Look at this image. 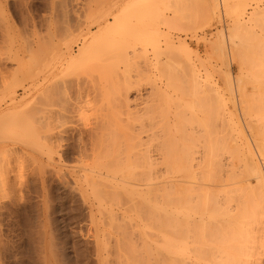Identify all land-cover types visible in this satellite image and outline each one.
<instances>
[{
    "label": "rangeland",
    "instance_id": "374dc122",
    "mask_svg": "<svg viewBox=\"0 0 264 264\" xmlns=\"http://www.w3.org/2000/svg\"><path fill=\"white\" fill-rule=\"evenodd\" d=\"M182 1H185V4H182ZM182 1L139 0L138 9L133 10L135 7L131 8L130 0H0V110H3L0 114L7 109L13 111L8 113V118L4 117L0 124V146L9 145L13 148V151H4L0 148V264H160L161 258L165 260L168 256L171 257L168 252L160 248L161 242L165 241L162 238L169 239L168 236L159 233L158 229L155 230L158 225L150 227L156 225L157 218L154 219L155 224L149 222V226L150 213H147L148 219L146 218L147 222H145L146 214L139 215L140 213L137 212L142 216L141 220H145L141 223L136 212L131 214L133 210L132 212L130 208L128 210V203L133 199L124 192L130 189H123L126 186L122 181L127 179L125 177L127 172L113 173V170H110L111 166L114 168L116 165L107 163L108 166L111 165L109 172L118 176L114 175L116 178L105 181V179L93 178L91 170L100 169L94 162H97L99 157L106 159L108 154L105 161L108 162L115 156L121 155L123 148L124 152L130 147L133 152L138 151L137 155L148 149V153L144 154H150L155 159L160 155L158 152L161 153L162 146L165 150L171 148L174 150L172 145L175 148L181 145L177 150H184L185 147L191 146L192 142H196V148L198 147L196 150L200 152L196 156H202L203 148L211 139L210 136L207 138L211 130H205L213 127L215 132L218 131V125L216 126L213 120H217L216 109L219 102L217 97L225 102L227 100L231 110L236 107V114L244 125L248 139L251 140L250 131L246 127L247 119L242 113L239 100L238 77L241 76V71L232 53V42H230L232 22L224 13V4L223 8L221 6L219 19L214 17L212 20L207 17L210 0ZM205 2H208V7L207 4L204 5ZM258 2L261 8H264V0ZM166 3L169 4V8ZM192 6H195V9ZM254 7L253 1L247 4L246 21L248 16L251 17ZM150 10H153L152 13ZM130 13L140 17L144 14L143 18L146 17V21L149 19V22H152L150 24L156 26L161 35L170 36L175 44L179 45L180 41H185L191 48L192 60L188 61L189 58L174 49L170 56L167 52H171L170 49L166 50L165 47L167 42L161 37V54L139 40L134 42L128 52H120L117 46V49L113 47L112 52V49L108 50L112 47L104 43L108 47L105 48L106 51L104 46L100 47L98 44L100 48L98 46L94 48L98 51L92 52L91 55H87L88 57L85 56L84 61H80L81 64L68 65L67 57L76 56L75 54H78L84 44L88 43L91 37L99 34L102 28L110 25L109 23L113 24L116 18H121L123 22V17H128ZM156 14L157 17H162V21H171L170 24L156 23ZM181 15H184V18ZM131 16L126 21H129ZM121 19L118 21L120 22ZM122 24L119 23L121 26L115 27H122L119 30L125 32L127 28L123 27L125 23ZM167 25L171 27L168 28ZM173 26L176 27L173 29ZM116 28L115 32H118L116 36L121 35L122 33ZM103 38L105 39V36ZM104 39L102 41L106 42ZM109 51L113 56L108 53ZM220 51H225L224 53L228 55L227 61H224L225 54ZM220 54L221 57L223 56L222 59ZM159 61L161 63L157 64ZM112 63L116 65L114 68L111 67ZM104 67L110 68L106 74L103 73ZM190 67L196 68H193L192 72L196 71L204 93L207 91L206 96H201V99L191 96ZM36 75L41 79L47 77V82L37 84ZM250 87L248 86V89H251ZM209 93L212 97L207 96L210 95ZM194 98H197L196 101L199 100L196 115H193V111L186 105L187 101H194ZM210 98L216 101H214L216 109L211 107L214 102ZM235 104L236 106L232 107ZM207 105L212 108V113L209 110L205 112ZM128 111L130 114H127ZM174 111H178L179 115ZM11 114H14L13 118L10 117ZM212 115L216 118L212 119ZM196 117L200 122L198 124L193 123ZM165 122L169 125H165ZM219 122L220 120L217 124L220 125ZM220 129L219 135L211 132L212 137L217 136L211 140V144L215 143L214 146H217L218 138L222 137L223 130ZM198 135L201 139L197 137ZM199 140H201L200 144ZM159 141L164 145L160 147ZM156 145L161 150L155 147ZM193 145L195 147V144ZM106 151L111 153L110 157V153ZM230 155V153L222 154L224 163H229ZM160 157L162 158V155L153 160L157 162L161 160ZM100 162L103 161L100 159ZM160 162L162 163V160ZM161 163L157 166L159 171L156 169L159 175L165 171ZM115 168L118 171L121 169L117 166ZM108 170L104 169V171ZM144 170L138 169L137 173ZM146 171L143 173L147 179L149 177ZM143 173L140 175L142 179L140 176L137 179L136 176L134 177L135 183L132 179L131 182L135 185H131L130 188L135 189L138 185L136 190L139 188L138 190L143 191L155 186L156 181L151 180L152 178H149L151 181L146 180ZM174 175H170L169 178L166 176L165 182L167 180L171 182L162 184L168 187L164 192L169 190L171 183L177 185L175 182L178 179L176 180ZM84 176L88 178L85 179ZM251 182L255 183V180L251 179ZM99 190L104 191L103 194L101 191L104 197L100 195L98 199L96 191ZM112 191L117 192L112 193ZM133 198L135 203L141 200L135 199L134 196ZM153 214L157 215L151 213L153 218ZM158 214L161 219L166 218L165 214H161L162 216L159 212ZM195 219L199 221L197 215ZM263 226H257L256 230L259 231V227ZM261 230H264V227ZM253 232L257 236L252 234L256 238H254L255 243L261 234L257 242L259 245L261 241V245V239L264 238L260 237H264V231L263 233L256 231L258 235ZM128 240L135 246L136 251ZM128 245L132 246V250ZM147 247L148 251L151 249L149 254ZM262 251L264 252L263 248L259 255L264 260ZM131 256L135 258L132 260Z\"/></svg>",
    "mask_w": 264,
    "mask_h": 264
},
{
    "label": "bare ground",
    "instance_id": "6f19581e",
    "mask_svg": "<svg viewBox=\"0 0 264 264\" xmlns=\"http://www.w3.org/2000/svg\"><path fill=\"white\" fill-rule=\"evenodd\" d=\"M138 1L139 0H130V4L132 6L131 8L135 7V8H133V10L137 8ZM140 1H142V0H140ZM144 1H148V0H143V2ZM252 1L255 2V7L252 10L253 13H251V17L248 16L247 17L248 20L246 21L245 15H246L247 10H248L246 7H247V4L249 2H252ZM143 2H141V3H143ZM182 2H183L182 4H185L184 3L185 1H182ZM209 3H210L209 7H208V2L207 3L205 2V4H204V5L207 4V7H208V12L210 15V16L209 15L207 16L208 18L210 17L213 20L214 17H218L217 19H219V14H221L220 9L223 8V4H224V10H225L224 13H226L228 18H230L229 20H231V22H232V24H230L232 26V28L229 26L231 28V30H230L231 35L229 34L231 37L230 42H232V45H231L232 49H233L232 53L234 55V56L233 55L232 56H233V58L235 57V60L238 61L240 71H241L240 72L241 76L238 77V79H239L238 91L240 93L239 100H240V104L242 106V113L245 116V118L247 119L246 127L250 131L249 133L251 136V140L248 139L249 137L246 135L247 133H245V130H244L245 128H243L244 125H242L238 114H236V112H237V111H235L236 107L231 110L230 109L231 106L230 107L228 106L227 100L225 102L224 100H222V98L220 99L219 97H217L219 99V102L217 104V109H216L214 107L216 105V103H215L216 101L210 98L211 101L212 100H213V102L215 101L213 106L211 105L212 108L214 107L216 109L217 120L213 119L214 117L216 118V116L212 115L213 116L212 119L214 120L216 126L218 125V128L217 127H215V128H217L218 131H219V128H221L220 130H223V131L221 132L222 137L221 138L219 137L220 139L218 138V140L216 142V143H218L217 146H214L215 143L213 142L211 144V142H212L211 140H212V138L214 139L217 136L212 137V135L213 134L217 135L216 133H218V131L215 132L214 131L215 129L213 127L207 126L208 130H205V131L211 130L210 132H208V133H210V135H208L207 138H209V136H210L211 139H209L210 142L208 143L207 146H205L207 144V143H205V145H204L205 148H203L204 150L202 151V156H200V157L196 156L197 154L199 155V153H200L197 151L198 147L196 148V142L195 143L192 142L193 144H195V147L192 144L193 147H191L192 145L187 146L188 148L185 147L184 150L183 149L177 150V149L181 148V145H180V147L175 148V146L172 145V143H171L174 150L172 148L170 150H165L162 146L163 143L159 141L161 143L160 147L162 146V148H161L162 150L157 145L155 147H158V149L161 150V153L158 152V155L159 154H160L159 156L162 155V158L160 157L162 160V163L160 162L161 160H159L157 162L154 161L159 156L155 155L156 156L155 159L152 156L154 159L153 160L152 157L150 156V154L149 155L144 154V153H148V151H149L148 149H146L145 150L146 152L144 151V153H143V151H141L142 149L141 150L139 149L141 151V154L137 155L138 151L133 152L130 149L131 148L130 147L129 148L130 151L127 148V150L125 149L124 152H123V149H124L123 148L122 154L121 155L118 154L119 156H115L112 160H110L112 162H110V161L105 162L106 159L108 158L107 153L109 151L108 152L106 151L107 153L105 152L107 154L106 159H103L104 157L98 158L97 157L98 155H97L96 156L98 158L97 162L96 161H94V162L97 163L96 165H97V167H100V169L98 168L99 169L98 171L91 170V173L93 174V178H97L96 180L105 179V181H106V179L116 178V177H114V175H117V174L115 173L112 175L111 174L112 172L113 173L119 172L118 174H122V173L127 172L126 173L127 176L125 174V177H127V179H125L123 181L121 180V181L126 186L124 188L123 184H122L123 189L125 190L126 188H128V189H130L129 190L130 192L128 190L127 191L125 190L124 192L126 193V195H129L130 197H132L133 200H134L133 196L135 197V199L137 198L136 196H138L141 199L140 200L139 198H137L140 200L138 202L139 204L137 203V201L135 203V202H133V200H130L132 202L128 203L129 204L128 210H129V208H130L131 212L133 210L132 213L130 212L131 214H133L135 211L136 216H139L141 214L142 215L146 214V216H144L145 220L148 217L149 213L150 214L153 212L156 213L158 216L157 215L155 216V214H153L154 218L152 217V215L149 214V217L151 216V220H149L148 223L150 222L151 224H155V222H156L155 220L157 218L156 225L150 226V223H149V226L150 227H156L158 225L155 228V230L158 229L159 233L166 234L169 238V239L162 238L163 235H161V238L165 239V241H164V243L160 241L162 244L159 243V244H161V246L160 245L159 246H160V248H163L165 250V252H168L171 256L170 258H168L169 257L168 256L167 259L165 258V260L163 258H161L162 260H160V261L162 262V264H264V260L259 255L262 248L264 249V244H263L264 239H261L262 244L260 245V243H261V241H260V243H259L260 246L257 245V242L260 240L259 236L261 234H259L258 239L256 240V243H255L254 242L255 241L254 240L255 234L253 232V231H255V232L257 231L258 233L259 232L263 233V231H264V230H261L264 226L259 227L260 228L259 231L256 230V229H258L257 226L264 225V8H261L258 0H210ZM168 5L166 3V6H168ZM221 6H222V8H221ZM154 8H156V7H154ZM168 8H169V6H168ZM193 8L195 9V6ZM205 8L206 7L204 6V9ZM248 8H250V7H248ZM206 10H204V11H206ZM152 11H151V13H152ZM154 11L156 12L155 9H154ZM202 11H203V8H202ZM196 12H197V10H196ZM208 12L206 11V13H208ZM131 13H133V12H131ZM130 14L128 17H130L131 15L132 16H131V18H129V21H126L128 17H125L123 15L125 17V18L123 17V19L125 21L123 20V22H122V19L120 18L121 21L119 22L118 20H120V19L116 18L113 24L109 23L110 25H107V27L102 28L99 31V34L91 37V40L88 43L84 44V46L79 50L78 54H75L76 56L70 55L69 57H67L68 58L67 63H69L68 65L74 66V65L81 64V62L85 56L91 55L92 52L98 51L97 49H94V48H96L97 46L99 47V45H100V47L104 46L103 47L104 50H105V48H108L109 46H111L112 48L109 47L110 49L108 48V50L112 49V52H113L114 46H115L114 49L117 46L120 52L121 51L128 52L127 50L129 48H132L134 45V42L137 40H139L140 42H142L146 45L152 46L153 50L156 53L159 52L161 54L162 53V52H160V50H161L160 38L161 37H164L166 42H167V45L165 44L166 45L165 47L167 48L166 50L170 49L171 52L167 51L170 54V56H171V53H173L172 50L174 49L175 51H179L180 54H182L183 56H186L187 59L189 58L188 61L192 60L190 57L191 56L190 54H192L191 48L189 47V45L186 44L185 41H183V42L180 41L179 45L175 44L173 42V39L170 38V36L168 37V36H166V34L161 35V33L157 30L156 26H152L150 24L152 22H149L150 21L149 19H147V21H146V17L143 18V16H144L143 13H142L143 14L142 17H140L138 15L133 16V14H131V15ZM135 14L136 13L134 12V15ZM180 14H182V13H180ZM160 15H162V12ZM183 16H182V18H184ZM156 17H157V14H156ZM178 17H180V15ZM204 17H205V15H204ZM134 18H135V20H134ZM165 18L163 17V19H165ZM197 18H199V17H197ZM202 18H203V16H202ZM161 19H162V17L158 16L156 18V23L157 22L158 23L159 22L160 23L165 22V21H162ZM183 21H185V20H183ZM167 22H168V20L165 23H167ZM169 22H171V21H169ZM119 23H121V24L125 23L123 26V27L127 28L126 31L124 30L125 32H121V30H119V28L122 29V27H119V28L115 27V26H117V27L121 26V25H119ZM132 23H134V25H132ZM172 23H174V22H172ZM130 25H132L134 27H132V26L130 27ZM154 25H156V24H154ZM182 25H184V24H182ZM167 27H168V25H167ZM170 27L171 26H169L168 28H170ZM175 27L173 26L172 28L174 29ZM115 28L118 29V31L121 32L122 34L116 36V33H118V32H115L116 31ZM113 32H114V35H112ZM104 36H105V39L103 38ZM106 36H108L109 38ZM102 38L106 42L102 41L103 40ZM104 43L105 44L107 43L108 47H106V45ZM102 44H104V45H102ZM176 45H178V46H176ZM213 46H215V45H213ZM217 46H219V45H217ZM219 48H220V46H219ZM223 48L225 49V47H223ZM37 50L40 51V49H37ZM105 51L103 52L104 55H105ZM110 52L111 51H109L108 53L111 54ZM224 52H221V53H224ZM108 53H106V54H108ZM96 54H98V53H96ZM123 54L126 55V53H123ZM123 54H121V56H124ZM99 55H101V54H99ZM138 55L139 54H137V56ZM137 56H135V57H137ZM172 56H174V55H172ZM224 56L225 57L222 56L223 59H225L224 61H227L226 59H228L227 58L228 55L225 54ZM120 57H119V59H121ZM180 57H182V56H180ZM220 57H221V54H220ZM222 57H221V59H222ZM123 58H125V57H123ZM95 61H96V58H95ZM190 62H188V63H190ZM115 63H112L111 67L114 68ZM159 63H161V62L159 61L157 64H159ZM190 65H193V64H190ZM177 66H178V63H177ZM193 68L190 67L191 70L189 69L190 73H192V74H190V75H192L191 76L192 78L190 80L192 82V85L190 87L192 90L191 96L192 97L194 96V97H197L198 99H201V96H206L207 91L204 93V90L201 87L200 79L198 80V78L196 76L197 75L196 71L193 70V72H192ZM100 69H99V71H100ZM194 69H196V68H194ZM108 70L110 71V68L106 67L105 71H103V73L106 74ZM174 70H175V68H174ZM175 71L177 72V70H175ZM175 71H174V73H175ZM101 72L102 71H100V73ZM166 72H168V71H166ZM104 76H106V75H104ZM181 76H183V75H181ZM173 78L171 80H173ZM47 80H48L47 77H44L41 79V77L39 75L35 76V81L37 82V84L38 83L42 84V82L43 83L47 82ZM229 81H230V79H229ZM248 86H251L250 87L251 89H248ZM205 87H206V84H205ZM52 88H54V87L52 86ZM180 89H182V88H180ZM187 90H189V89H187ZM227 90H229V89H227ZM230 91H231V89H230ZM185 92H188V91H185ZM226 92H228V91H226ZM186 96H188V95H186ZM207 96L210 97L211 94L207 95ZM217 96H219V95H217ZM161 98H162V95H161ZM197 98H194L195 99L194 101L191 100L190 102H188V101L186 102L187 103L186 105L188 106V108H190L193 111V115H196V111H197L196 106L199 105L198 104L199 100L196 101ZM227 98H230V97H227ZM203 99H204V97H203ZM13 101H14V99H13ZM229 102H232V101H229ZM234 103H235V100H234ZM13 105H15V104H13ZM127 105H128V103H127ZM208 106H209V109H208ZM234 106H236V104L233 105L232 107H234ZM146 108H148V107H146ZM212 108H210V105H207L205 112L206 111L208 112V110H209V112L211 111V113H212L213 112ZM0 111H3V110H0ZM7 111H8V109H7ZM7 111L0 114V124H1L4 117H7V118L9 117L8 113L9 112L11 113L12 109L8 112ZM153 111H155V110L153 109ZM177 112H175V113L178 114ZM127 114H130L129 111ZM206 114H208V113H206ZM13 115L11 114L10 117L13 118ZM180 118H182V117L180 116ZM197 119H198V117H196V119H193L194 120L193 123L198 124L199 121ZM180 120H182V119H180ZM218 120H220V122H221V123L219 122L220 125L217 124ZM184 122H186V121H184ZM165 125H169V124H166V122H165ZM177 125H178V123H177ZM211 125L215 126L214 124H211ZM199 127H202V126L199 125ZM141 128H143V127H141ZM167 130H168V126H167ZM144 131H146V129ZM147 131H148V128H147ZM162 131H163V129H162ZM165 131H166V129H165ZM177 132H179V131H177ZM184 132H186V129L184 130ZM97 133H98V131H97ZM163 134L165 135L164 131H163ZM167 134H166V136H167ZM181 134H183V133H181ZM202 134H203V132H202ZM219 134L220 133H218V135ZM96 135L97 134H95V136ZM201 136H204V135H201ZM197 137H200V136L198 135ZM200 139H201V137H200ZM183 140H185V139H183ZM195 140H196V138H195ZM139 141H140V139H139ZM200 141L201 140H199V144L201 143ZM197 142H198V140H197ZM203 144H204V142H203ZM219 144H221V145L218 146ZM93 146H96V145H93ZM0 148H1V150H4V151H13V148H11L9 145L8 146L6 145L4 147L0 146ZM165 148H167V147H165ZM135 149L137 150V148H135ZM133 150H134V148H133ZM155 150H156V148H155ZM155 150H153V151H155ZM159 150H157V151H159ZM103 152H104V150H103ZM224 153H230L231 154L230 155V161H228L229 163L223 162V159L221 156ZM100 155H102V154L100 153ZM102 156H104V154ZM110 156H111V153L109 154V157ZM100 159H101V161H103L105 163L100 162ZM95 163H93V165ZM107 163H109V164L112 163L113 165H116L118 168H121V169H119L120 171H118V169L115 168L116 166H114V168H115V170H114V168H112V166L110 165L111 166V169H110V166H108ZM158 163H161L162 167L164 166V168H165V171L163 168L162 171H164V173H161V175H159V172L156 171ZM103 168L106 170L110 169L113 171L112 172L111 171L109 172V170L104 171ZM122 168H123V171L121 172ZM138 169L147 170L145 173L148 174V177L150 179L152 178L151 180L156 181L155 186L153 185V187H150V188L148 187L147 190L143 189V191L138 190L139 188L136 190L138 185L136 186L135 189L130 188V187H132L131 185H135V184H132L131 181L134 180V183H135V179H137L140 175H142L141 173H143L145 171L144 170L143 172L141 171V172L137 173ZM160 169H162V168H160ZM174 174L178 175V177H176ZM170 175H172V176L174 175L176 177V180L178 179V181L175 182V183H177V185L171 183L172 185H170V188H169L170 191L168 190V191L164 192L165 188H168V187L163 186V185H165L163 183L165 182L166 176H167V178H169ZM143 176H144V173H143ZM134 177H135V179H134ZM146 177L147 176H144L145 179H146ZM84 178L87 179L88 177L84 176ZM93 178H91V179L93 180ZM140 178H141V176H140ZM149 178H147L148 181H151V180H149ZM145 179L143 181H145ZM251 179H254L255 183H252ZM114 180H116V179H114ZM138 180L136 182H138ZM159 180H161V181H159ZM97 182L98 181H96V183ZM140 182L143 183L141 180H140ZM168 182L170 183L171 180ZM169 183H167V184H169ZM150 186H152V185H150ZM161 186H163V187H161ZM112 189L114 190V188H112ZM161 189H163V190H161ZM101 191L103 194L104 191L103 190H101ZM101 191L100 190H99V192L96 191L97 195L99 196L98 199L100 198ZM113 192H115V191H112V193ZM105 193L108 194V192H105ZM109 193H111V192H109ZM101 196H103V195H101ZM130 197H129V199H131ZM127 202H128V200H127ZM133 203H135V204H133ZM132 204H133V206H132ZM136 209H138V211ZM137 212L140 214L138 215ZM158 212L160 213V215L165 214L166 218L165 219L163 218L164 220L161 219V217H159ZM196 215L199 218V221H198V219H195ZM141 217L142 216H139L138 218L140 219V222L142 223L144 219L141 220ZM152 219H153V221H152ZM162 221H164V222H162ZM145 222H147V220ZM136 225H139V224H136ZM143 225H145V224H143ZM149 226L145 225V227H147V228ZM255 226H256V228L254 230L253 228ZM140 227H141V225H140ZM141 228L144 229V227H141ZM257 232H256V234L258 235ZM252 234H254V235H252ZM159 236H160V234H159ZM260 238H264V237H260ZM190 239H191V241H189ZM129 241L130 240H128V243H129ZM146 241H148V240H146ZM148 244L149 243H147V245ZM130 245L133 246L132 242ZM130 245H128V246H130ZM147 245H145V246H147ZM132 246H130L129 249ZM148 246H150V245H148ZM133 249H134V251H136L135 246H133ZM131 250H132V248H131ZM150 250L148 251V247H147L148 254H149V252L151 253ZM131 254H132V251H131ZM127 258H130V257H127ZM134 258L132 257L131 259L133 260ZM144 259H145V257H144ZM127 260H129V259H127ZM161 262H160V264H161Z\"/></svg>",
    "mask_w": 264,
    "mask_h": 264
}]
</instances>
